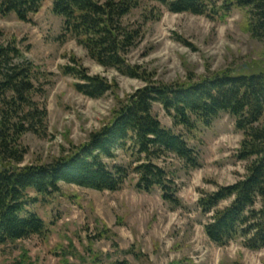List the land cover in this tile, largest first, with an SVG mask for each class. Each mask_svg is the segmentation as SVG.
I'll use <instances>...</instances> for the list:
<instances>
[{
    "label": "rangeland",
    "instance_id": "374dc122",
    "mask_svg": "<svg viewBox=\"0 0 264 264\" xmlns=\"http://www.w3.org/2000/svg\"><path fill=\"white\" fill-rule=\"evenodd\" d=\"M138 1L125 21L141 24L143 37L127 60L145 79L187 82L228 68L264 73V40L246 29L244 10L233 8L226 17H210L174 13L157 0ZM31 18L24 22L14 13H0V42L16 41L25 58L45 73L41 83L47 90V128L41 135H24L28 152L20 164L23 167L50 164L88 142L147 84L142 77L92 59L66 34L64 19L54 13L52 0H46ZM73 58L90 74L115 83L114 88L99 98L78 92L77 79L63 70L73 64ZM153 113L198 153L197 166L175 154L154 159L174 180L180 205L166 201L159 187L151 192L137 189L139 174L134 168L145 161V155L127 142L116 150L114 159L106 160L128 170L120 189L99 191L61 182L56 193L31 191L36 200L29 208L40 214L48 232L0 245V264H264V247L248 248L240 237L224 245L211 241L205 225L213 212H204L199 205L203 192L217 191L246 176L248 162L238 157L243 134L236 129L235 118L221 113L211 126L198 124L189 132L175 125L161 103L154 104Z\"/></svg>",
    "mask_w": 264,
    "mask_h": 264
},
{
    "label": "trees",
    "instance_id": "16d2710c",
    "mask_svg": "<svg viewBox=\"0 0 264 264\" xmlns=\"http://www.w3.org/2000/svg\"><path fill=\"white\" fill-rule=\"evenodd\" d=\"M46 0H0V13H14L30 22ZM53 11L64 19L66 34L72 35L89 56L104 67L142 77L127 55L142 39L143 26L125 18L138 0H52ZM174 13L226 17L233 8L246 12V29L264 40V0H157ZM63 67L77 79L78 92L99 98L115 83L102 75H92L75 58ZM45 73L25 58L16 41L0 42V245L48 232L43 218L29 204L36 199L31 191L49 195L60 191V183L77 184L99 191L120 189L126 167L110 165L116 150L133 144L145 161L134 168L139 174L137 189L151 192L156 187L163 198L180 205L178 189L168 172L154 159L175 154L191 166L198 165V153L185 137L165 127L153 113L159 102L175 125L192 132L198 124L211 126L221 113L235 118L243 139L238 157L248 162L246 176L217 191L203 192L199 205L213 212L205 225L209 239L227 244L238 237L251 249L264 247V73L244 68H228L187 82L150 81L132 94L116 111L111 122L90 135L89 141L75 147L50 164L21 166L28 152L22 139L32 132L46 131L47 90L41 83ZM41 99V100H40ZM229 201L224 207L221 203ZM113 264H128L117 261Z\"/></svg>",
    "mask_w": 264,
    "mask_h": 264
}]
</instances>
